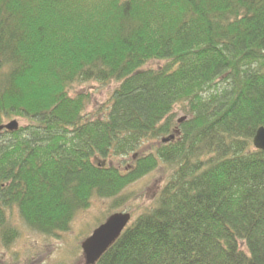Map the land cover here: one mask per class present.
I'll return each mask as SVG.
<instances>
[{
    "label": "trees",
    "instance_id": "1",
    "mask_svg": "<svg viewBox=\"0 0 264 264\" xmlns=\"http://www.w3.org/2000/svg\"><path fill=\"white\" fill-rule=\"evenodd\" d=\"M92 82L117 87L88 115L71 91ZM16 118L0 131L4 247L69 232L161 161L155 205L97 264H264V0H0V126Z\"/></svg>",
    "mask_w": 264,
    "mask_h": 264
},
{
    "label": "rangeland",
    "instance_id": "2",
    "mask_svg": "<svg viewBox=\"0 0 264 264\" xmlns=\"http://www.w3.org/2000/svg\"><path fill=\"white\" fill-rule=\"evenodd\" d=\"M150 66H157V64L153 62ZM116 87V83L100 85L92 82L83 86H75L71 94L85 93L90 96L91 102L86 112L90 115L106 105ZM174 114V121L177 125L188 120V117L178 107ZM88 115L87 117H90ZM12 120L19 123V128L27 125L24 119ZM12 120L4 125L9 124ZM180 120L183 122L180 123ZM161 144L166 143H162L160 139L147 143L143 150L137 154L153 153L157 150L156 147L159 148ZM130 158V156L126 157L122 162L116 161L117 166L121 167L123 171L128 167L132 168L133 163L130 162ZM173 167L174 164L169 166L159 161L157 169L128 186L118 200L94 198L90 208L77 215L71 230L65 234L45 237L23 228L9 247H4L0 240V264H86L82 251L84 240L92 235L96 227L105 223L107 218L115 213L130 214V224H133L147 210H151L161 188L169 179ZM121 202L122 204H120ZM20 223L19 220L18 224Z\"/></svg>",
    "mask_w": 264,
    "mask_h": 264
},
{
    "label": "water",
    "instance_id": "3",
    "mask_svg": "<svg viewBox=\"0 0 264 264\" xmlns=\"http://www.w3.org/2000/svg\"><path fill=\"white\" fill-rule=\"evenodd\" d=\"M183 120H180V123ZM19 123L14 120L5 126L0 127V131H17ZM173 138V137H172ZM169 142L168 139L163 141ZM255 149L264 152V128L258 129L253 140ZM131 221L128 213H116L110 216L106 222L94 230L92 235L82 243V251L86 264H97L102 256L117 242L123 231Z\"/></svg>",
    "mask_w": 264,
    "mask_h": 264
},
{
    "label": "bare ground",
    "instance_id": "4",
    "mask_svg": "<svg viewBox=\"0 0 264 264\" xmlns=\"http://www.w3.org/2000/svg\"><path fill=\"white\" fill-rule=\"evenodd\" d=\"M6 131H8V130H6ZM18 131V130H17ZM8 132H10V131H8ZM13 132H15V131H12V132H10V133H13ZM256 135V134H255ZM255 137V136H254ZM164 140H166V139H164ZM164 140H162V143H164L163 141ZM253 140H254V138H253ZM168 143V142H167ZM254 146V145H253ZM255 148V147H254ZM260 151V150H259ZM263 152V151H262Z\"/></svg>",
    "mask_w": 264,
    "mask_h": 264
}]
</instances>
